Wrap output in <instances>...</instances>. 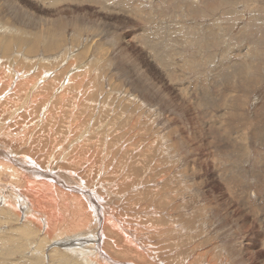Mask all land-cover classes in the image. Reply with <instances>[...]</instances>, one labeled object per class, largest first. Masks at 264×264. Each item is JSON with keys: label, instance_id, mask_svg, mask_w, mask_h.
I'll use <instances>...</instances> for the list:
<instances>
[{"label": "rangeland", "instance_id": "rangeland-1", "mask_svg": "<svg viewBox=\"0 0 264 264\" xmlns=\"http://www.w3.org/2000/svg\"><path fill=\"white\" fill-rule=\"evenodd\" d=\"M26 1L0 0V264H264V0Z\"/></svg>", "mask_w": 264, "mask_h": 264}, {"label": "bare ground", "instance_id": "bare-ground-1", "mask_svg": "<svg viewBox=\"0 0 264 264\" xmlns=\"http://www.w3.org/2000/svg\"><path fill=\"white\" fill-rule=\"evenodd\" d=\"M22 1H26V0H22ZM27 2V1H26ZM25 2V3H26ZM59 3H61V2H59ZM59 3H57V4H59ZM63 3V2H62ZM26 4H28V3H26ZM36 4H37V2H36ZM57 4H54V5H57ZM29 5V4H28ZM60 5V4H59ZM36 6V5H35ZM42 6V5H41ZM36 8H40L41 9V7L40 6H36ZM44 9H45V7H44ZM43 8H42V10H44ZM37 10H39V9H37ZM136 52V51H135ZM139 54V53H138ZM139 57H140V55H139ZM142 57L144 58L145 56H143L142 55ZM141 58V57H140ZM142 58V59H143ZM145 59V58H144ZM146 60V59H145ZM144 61V60H143ZM145 62V61H144ZM149 65V64H148ZM146 66H147V64H146ZM164 83V82H163ZM179 91V90H178ZM206 95V101H208L209 99H210V95L208 94V93H206L205 94ZM179 96H180V94H179ZM210 101V100H209ZM212 105L210 102H206V105L208 106V105ZM215 106V105H214ZM264 108V107H263ZM223 120V119H222ZM250 125V124H249ZM246 127V126H245ZM254 126H253V124H251V126H250V129L251 128H253ZM208 130V129H207ZM9 156V155H8ZM8 159V158H7ZM13 160H15L14 158H12ZM9 161V160H8ZM17 163H18V160H15ZM5 162V161H4ZM23 162H25V161H23ZM104 162V161H103ZM22 163V162H21ZM26 163V162H25ZM91 163V162H90ZM34 164V163H33ZM10 166V164H6V165H4V166ZM18 165V164H17ZM23 165V164H22ZM105 166V165H104ZM1 167V166H0ZM12 167V164H11V166H10V168ZM20 167V166H19ZM205 167V166H204ZM194 170V169H193ZM26 171V170H25ZM44 171V170H43ZM197 172V171H196ZM195 173V172H194ZM43 176H45L46 178H48V179H53V177H52V175L51 174H48V173H43ZM117 176V175H116ZM220 179V178H219ZM42 180V179H41ZM81 180V179H80ZM118 180V179H117ZM81 181H83V180H81ZM41 182V181H40ZM50 184H51V182H49ZM49 183L47 182V184H45V185H49ZM78 184V183H77ZM44 185V184H43ZM52 186V185H51ZM54 186V185H53ZM233 186V185H232ZM31 187V186H30ZM36 187V186H35ZM92 187H93V185H92ZM27 188H29V187H27ZM45 188V187H44ZM47 188V187H46ZM51 187H50V185L48 186V189H50ZM78 189V188H77ZM80 189H81V191L80 192H82V194H83V192L84 193H86L87 194V196H89V198H90V196H92L91 194H89L88 192H87V190H84V189H82V187H80ZM86 189H87V187H86ZM36 190V189H35ZM39 190V189H38ZM46 190V189H45ZM89 190V189H88ZM91 190V189H90ZM40 191V190H39ZM27 192V191H26ZM38 192V191H37ZM137 192V191H136ZM34 193V192H33ZM50 193L53 195V192L52 191H50ZM33 195V194H32ZM17 196V195H16ZM20 196V195H19ZM38 196V195H37ZM54 196V195H53ZM43 199V198H42ZM41 199V200H42ZM95 199V198H94ZM51 200L53 201V199H52V197H51ZM28 202V205L30 206V210H31V212H32V214H35L36 213V208H34V203L30 200V199H28V198H26L25 200H24V203H25V205L27 204V202ZM95 201V200H94ZM11 202V201H10ZM55 202V201H54ZM51 203V202H50ZM53 203V202H52ZM97 203V202H96ZM98 204V203H97ZM37 205V204H36ZM68 207V206H67ZM98 213V212H97ZM99 217H101V213H98L97 214ZM58 220V219H57ZM56 220V221H57ZM109 221H111L112 223H113V229H115V230H117V231H122V234H123V229L121 228V227H119V225L116 223V220L114 219V217H111L110 219H109ZM123 223V222H122ZM41 224V223H40ZM110 225V224H109ZM124 226V225H123ZM243 227L244 228H246V225L244 224L243 225ZM252 239V238H251ZM140 248V247H139ZM144 249V248H143ZM97 250V249H96ZM249 254V253H248ZM261 262V261H260ZM159 263V262H158Z\"/></svg>", "mask_w": 264, "mask_h": 264}]
</instances>
